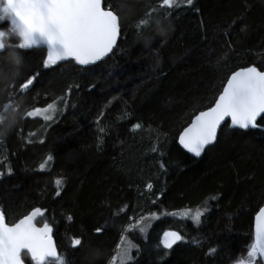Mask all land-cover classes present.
Masks as SVG:
<instances>
[{
  "label": "trees",
  "instance_id": "trees-1",
  "mask_svg": "<svg viewBox=\"0 0 264 264\" xmlns=\"http://www.w3.org/2000/svg\"><path fill=\"white\" fill-rule=\"evenodd\" d=\"M108 2L122 18V31L115 50L99 64L81 68L70 61L44 69L46 50L34 49L21 57L15 80L14 66L0 67V114L5 116L0 207L9 223L36 207L46 209L58 249L73 264H108L122 229L134 222L130 218L150 213L160 219L145 220L151 225L146 239L138 231L128 234L141 249L139 254L133 250L136 264H234L246 255L255 213L264 206V129L224 128L219 143L199 159L184 151L178 138L194 115L212 105L232 70L264 69V0H194L191 6L181 0L159 26L153 22L140 36L136 22L158 0ZM240 15L243 21L237 20L225 37L224 30ZM244 24L247 32L241 31ZM225 39L234 51L219 66L217 58L228 51L218 47ZM210 44L215 48L211 55ZM33 70L41 73L34 90L13 94L19 109L5 112L8 86L16 83L18 92ZM69 86L68 107L55 122L25 116L64 95ZM153 145L164 155L153 152ZM49 154L53 159L41 170ZM58 178L64 180L60 196L55 195ZM217 195L218 200L211 199ZM205 205L210 211L199 228L190 219L164 215ZM119 208L125 211L116 215ZM97 227L103 232L96 233ZM167 230L180 231L188 242L160 260L156 244ZM73 238H82L83 246L74 249ZM211 247H217L216 255H207ZM25 262L32 264L29 257Z\"/></svg>",
  "mask_w": 264,
  "mask_h": 264
},
{
  "label": "snow or ice",
  "instance_id": "snow-or-ice-1",
  "mask_svg": "<svg viewBox=\"0 0 264 264\" xmlns=\"http://www.w3.org/2000/svg\"><path fill=\"white\" fill-rule=\"evenodd\" d=\"M184 3L191 6L194 0H184ZM180 6L181 0H158L157 5L149 6V10L136 22L137 35H143V30L149 28L153 22L159 26L162 19H166L172 14V10ZM243 19V15L234 19L228 25L229 30H224L223 35L230 37V29L237 20ZM3 24L9 27L0 30V67L14 66L15 70L11 73L14 80L19 77L21 57L28 55L31 50L46 49V56L42 59L44 69L62 61H74L77 65L88 66L113 52L122 31V18L112 9L108 0H0V28ZM201 26L204 27L203 21ZM247 28L248 25L244 24L241 31L247 32ZM204 40L208 42L207 35ZM218 47L228 49L216 60L217 65L225 66L230 58L229 53L234 51L232 41L225 39ZM209 49V54H214L215 48L211 44ZM40 75L38 70H33L31 75L19 83L18 92L16 83L8 86L12 91L3 105L5 112L9 109H19L18 104L14 105L11 96L30 95ZM225 79L226 83L222 84V90L212 105L194 115L188 126L179 133V145L194 157H201L210 146L218 144L219 134L224 128L239 129L245 133L250 129H264V69L256 65L239 67L238 70H232ZM75 87L78 88L79 85ZM71 91L72 86H69L64 95L54 97L43 108H31L26 111L25 116L55 122L57 116L66 111ZM4 121L5 116L0 114V125ZM141 127L140 124L134 125L137 129ZM98 131L106 134L103 127ZM3 135L4 133L0 132V136ZM103 140V135L98 137V149ZM152 151L160 152V149L153 145ZM160 155L163 156L164 153L160 152ZM52 159L53 156L49 154L45 162L40 164V169L43 170ZM4 160L6 161L7 157H4ZM159 166L161 169L167 168L164 161H160ZM12 172L13 169L8 166L7 174L11 175ZM4 176L5 172L0 171V178ZM63 184L62 178L55 180L56 196L61 195ZM152 187L150 183L147 185L149 189ZM211 199L218 200L219 196H213ZM46 211L36 207L22 218L9 223L6 211L0 207V264H25V257H30L32 264H73L72 260L58 250L53 240V227L45 217ZM124 211L125 208H119L115 214ZM209 211L205 205L203 209L187 207L179 210V214L165 212L164 215L180 220L190 219L199 228L203 223L202 217ZM38 217L41 218L39 222ZM150 217L160 219L157 213H150L148 217L142 215L139 219L130 218L134 222L122 229L120 241L108 264H136L137 257L132 253L135 249L139 254L141 249L128 234L138 231L146 239L147 229L151 225H145L144 221ZM67 219L72 220V217L68 216ZM103 230V227H97L95 232L101 233ZM187 242L186 236L180 231H164L156 244V255L163 260L171 254L174 246ZM193 242L197 245L201 243L200 240ZM71 245L78 249L83 246V239L73 238ZM217 252V247H211L207 255H216ZM234 264H264V206L259 207L255 213L252 242L247 245L246 255L238 257Z\"/></svg>",
  "mask_w": 264,
  "mask_h": 264
},
{
  "label": "water",
  "instance_id": "water-1",
  "mask_svg": "<svg viewBox=\"0 0 264 264\" xmlns=\"http://www.w3.org/2000/svg\"><path fill=\"white\" fill-rule=\"evenodd\" d=\"M119 40H120V37H118V40H117V44H116V46L114 47V49H113V51L115 50V48L117 47V45H118V43H119ZM44 50H46V49H44ZM111 54V53H110ZM109 54V55H110ZM108 55V56H109ZM107 56V57H108ZM107 57H104L102 60H100V61H97L95 64H92V65H88V66H80L81 68H89V67H93V66H95V65H97V64H99L100 62H102L105 58H107ZM66 62H70V61H62V62H60V63H58V64H62V63H66ZM229 123H230V120L228 121ZM222 128H223V125H222ZM236 130H239V129H236ZM250 130H256V129H250ZM243 131V130H242ZM249 131V130H248ZM178 141H179V138H178ZM179 143V142H178ZM212 146H210V148H211ZM181 148H182V146H181ZM183 149V148H182ZM184 150V149H183ZM184 151H186V150H184ZM187 152V151H186ZM206 152V151H205ZM190 156H192V157H194L191 153H188ZM204 155V153L201 155V157ZM201 157H194V158H196V159H199V158H201ZM38 219V222L41 220V218H37ZM255 223V222H254ZM38 226H40L39 224H38ZM53 240L55 241V243H56V240H55V237H54V230H53ZM57 244V243H56ZM179 245V244H178ZM177 246V245H176ZM58 247V246H57ZM175 247V246H174ZM59 250V249H58ZM30 258V257H29ZM25 264H26V262H25Z\"/></svg>",
  "mask_w": 264,
  "mask_h": 264
},
{
  "label": "rangeland",
  "instance_id": "rangeland-1",
  "mask_svg": "<svg viewBox=\"0 0 264 264\" xmlns=\"http://www.w3.org/2000/svg\"><path fill=\"white\" fill-rule=\"evenodd\" d=\"M5 27L8 28L9 26H8L7 24H3V25H2V28H0V30L5 29ZM148 222H149V221H148ZM146 223H147V222L145 221L144 224H146Z\"/></svg>",
  "mask_w": 264,
  "mask_h": 264
}]
</instances>
